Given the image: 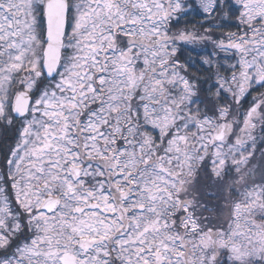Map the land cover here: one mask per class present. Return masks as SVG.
<instances>
[{"label": "snow or ice", "instance_id": "snow-or-ice-1", "mask_svg": "<svg viewBox=\"0 0 264 264\" xmlns=\"http://www.w3.org/2000/svg\"><path fill=\"white\" fill-rule=\"evenodd\" d=\"M258 144L264 0H0V264H264L198 211Z\"/></svg>", "mask_w": 264, "mask_h": 264}, {"label": "trees", "instance_id": "trees-1", "mask_svg": "<svg viewBox=\"0 0 264 264\" xmlns=\"http://www.w3.org/2000/svg\"><path fill=\"white\" fill-rule=\"evenodd\" d=\"M264 150V146H260L258 144L256 156L253 157L251 163L248 165L249 168L253 166L256 167L255 176H245L244 179L235 185L236 189H241L243 184H251V182H262L264 181V158L260 157V151ZM235 173L232 176L225 178L224 181H216L213 183L210 177H208L207 173H202L201 178L197 186H199L198 191L200 193V201L208 206V209H199V214L201 216L207 217L208 219L204 221L205 225H213L215 227H223V225L229 224L231 221V217L233 215L232 212V203L234 198L240 197L237 195L236 191H226V186L231 182L234 178ZM215 191L217 193L216 197H210L204 195L205 191ZM220 206L222 210L220 219H217L215 214H212L216 207ZM228 209V211L226 210ZM215 215V216H213ZM219 224V225H218ZM223 256V255H221Z\"/></svg>", "mask_w": 264, "mask_h": 264}, {"label": "rangeland", "instance_id": "rangeland-1", "mask_svg": "<svg viewBox=\"0 0 264 264\" xmlns=\"http://www.w3.org/2000/svg\"><path fill=\"white\" fill-rule=\"evenodd\" d=\"M252 183L254 182H251V184ZM197 188H199V186H197ZM239 199L240 197H237L234 198L233 201ZM253 207H255V205L250 204L241 212L236 213V215L238 216V220L236 222H233L231 220L229 224H233L234 231L243 233L244 237L250 239L254 246L261 247L264 246V216L259 213L251 212L250 209H252ZM226 210L228 211L227 208ZM221 212L222 210L220 209V206H218L214 209L212 214H215L217 216V219H220L219 216L221 215ZM229 224H225L223 225V227L227 230V226ZM215 235V233L206 234L205 237H198L196 235H193L191 238L185 240L187 264H200V260L198 259V257L202 255V251L200 248V245L202 244L207 249H219V241L213 238ZM244 237H242L241 243L244 242ZM221 255H224V253L221 252Z\"/></svg>", "mask_w": 264, "mask_h": 264}]
</instances>
